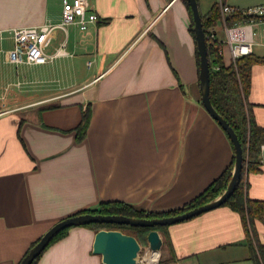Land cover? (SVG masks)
<instances>
[{
  "label": "crops",
  "instance_id": "obj_1",
  "mask_svg": "<svg viewBox=\"0 0 264 264\" xmlns=\"http://www.w3.org/2000/svg\"><path fill=\"white\" fill-rule=\"evenodd\" d=\"M64 0H0V264H19L55 223L101 203L154 213L179 209L229 166L233 150L200 101L191 20L182 0H88L98 20L56 30L42 65L6 61L10 29L59 24ZM221 0H198L206 14ZM247 10L264 0H224ZM222 41L231 63L226 32ZM224 35V36H223ZM235 40H253L242 25ZM255 47H261L254 45ZM20 82L21 85L17 86ZM249 101L264 127V65H255ZM90 107L85 138L76 140ZM262 171L247 194L264 200ZM264 244V222L256 225ZM159 264H254L238 213L221 206L168 226ZM95 232L73 227L38 264H102Z\"/></svg>",
  "mask_w": 264,
  "mask_h": 264
},
{
  "label": "trees",
  "instance_id": "obj_2",
  "mask_svg": "<svg viewBox=\"0 0 264 264\" xmlns=\"http://www.w3.org/2000/svg\"><path fill=\"white\" fill-rule=\"evenodd\" d=\"M222 1L224 2V0ZM182 2L185 4L191 20L189 31L195 39L191 8L186 0H182ZM201 20L206 36L207 58L210 70V101L214 109L220 116L223 117V119L227 121L237 135L243 151V169L241 177L234 192L221 206L228 207L230 210L239 214L245 233V244L250 250V258L254 264H264V244L260 242L256 229L258 222H264V200L251 199L247 194L249 187V183L247 181L248 175L252 173H260L262 171L261 166L263 165L260 161V156L261 146L264 144V127L260 126L256 122L254 115L255 104H252L249 101V95L251 92L253 67L255 65H264V56L252 54L250 56L240 57L234 63L231 62L226 65L223 60V55L220 52L223 47L222 41L217 39L216 35L211 37L213 31L215 33V29L222 24L219 3L213 4L206 14H201ZM245 20H247L246 16H243L240 13H235L227 17L226 24L229 27H233L235 24L243 23ZM196 56L199 69V55L197 47ZM90 119L91 110L90 107L87 106V108L82 112L79 125L75 129L77 142H81L85 138ZM233 166L234 155L231 163L224 170V172L200 195L181 208L173 211L154 213L123 202H107L101 203L93 209L82 210L75 215H117L140 219H153L178 215L200 205L206 204L220 196L227 189V186L232 178L231 173ZM80 227H86L95 233L103 229L119 230L123 233L134 236L138 240L139 244L146 245V238L149 232L156 230L164 233L168 226L133 227L115 223H91ZM70 229L71 228H68L59 232L50 241L44 251H46L54 243L66 237ZM39 239L32 244L30 249L39 241ZM165 241L167 243L166 237ZM43 252L32 262V264H38L39 258Z\"/></svg>",
  "mask_w": 264,
  "mask_h": 264
},
{
  "label": "water",
  "instance_id": "obj_3",
  "mask_svg": "<svg viewBox=\"0 0 264 264\" xmlns=\"http://www.w3.org/2000/svg\"><path fill=\"white\" fill-rule=\"evenodd\" d=\"M192 11L193 31L195 35L196 47L199 55V86L200 101L204 109L217 122L226 133L234 150V166L232 178L227 189L214 200L188 210L184 213L153 219L131 218L117 215H93L79 214L70 216L58 221L51 226L39 239V241L28 251L19 264H32V262L45 250L50 241L61 231L91 223H115L125 224L133 227H155L170 226L187 221L203 213L220 207L234 192L243 169V151L237 135L222 116L214 109L209 97V63L207 58V44L204 33L201 13L197 0H186ZM147 247L150 251L159 253L163 246V240L159 232L153 230L147 235ZM94 255L101 257L102 264H137L140 259L141 246L138 240L129 234L119 230H99L94 235L92 246Z\"/></svg>",
  "mask_w": 264,
  "mask_h": 264
},
{
  "label": "built area",
  "instance_id": "obj_4",
  "mask_svg": "<svg viewBox=\"0 0 264 264\" xmlns=\"http://www.w3.org/2000/svg\"><path fill=\"white\" fill-rule=\"evenodd\" d=\"M221 22L227 39L225 44L229 47L231 62H235L238 58L250 56L254 54V45L264 47V4L258 5L247 10L226 5L222 0L219 1ZM240 13L247 17L243 23L235 24L229 27L226 19L231 14ZM98 20L97 15L92 11L88 4V0H64L62 8V16L59 24H45L40 27L13 28L9 30L12 38L13 47L6 52V61L16 67L20 65H42L52 61L54 58L63 55L62 44L55 53L47 55L45 48L50 44L52 35L56 30L60 29L66 32L69 25H77L81 30L87 29L90 23ZM248 25L254 36L253 40H235L230 35L232 28ZM215 33L211 34L214 37ZM223 53L222 50L220 51ZM21 83L18 82L17 86ZM260 161L264 164V144L261 146ZM160 254L154 253L145 248L140 254L137 264H159Z\"/></svg>",
  "mask_w": 264,
  "mask_h": 264
},
{
  "label": "rangeland",
  "instance_id": "obj_5",
  "mask_svg": "<svg viewBox=\"0 0 264 264\" xmlns=\"http://www.w3.org/2000/svg\"><path fill=\"white\" fill-rule=\"evenodd\" d=\"M216 1H218V0H216ZM198 5H199V2H198ZM207 9L208 8H205L204 4H201V6H199V10L202 11V12L206 11ZM254 54H256L258 56H264V47H255V53ZM162 240L164 242L163 237H162ZM140 246H141V252H140V254H142V252L145 251V248L147 247V244L146 245H141L140 244Z\"/></svg>",
  "mask_w": 264,
  "mask_h": 264
}]
</instances>
